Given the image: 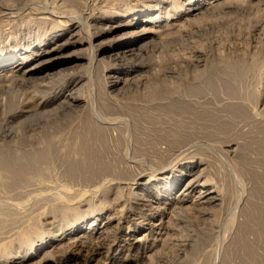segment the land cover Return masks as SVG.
I'll return each instance as SVG.
<instances>
[{"label": "rangeland", "instance_id": "obj_1", "mask_svg": "<svg viewBox=\"0 0 264 264\" xmlns=\"http://www.w3.org/2000/svg\"><path fill=\"white\" fill-rule=\"evenodd\" d=\"M68 1L0 0V59L11 57L14 55L13 53H23L28 47H35L39 43V38L41 39L43 36L52 33H59L70 25H78L77 27L81 31L84 30L82 31L83 33L89 32L88 35H90L95 29L103 26L98 23V25H93L98 17L103 18L102 23L108 21V18L111 19V16L112 21L122 19L124 16L141 12L145 8L152 9L151 7L156 6L157 0H78L79 3L74 2L75 4L71 0ZM184 2V0H175V3L179 6L184 4ZM171 5L172 0L171 2L170 0H162L159 7H155L160 11L157 14L161 17V24L166 23V10L170 9V7L172 9L173 5ZM152 10L154 12L157 9ZM174 13L173 10L169 11L170 19H167L169 24L180 20L186 22V24L184 25L183 22L184 26L180 31L172 29L166 31L163 34V41L160 39L162 34L158 38L152 39L153 41H150L148 45L149 48H146L141 57L135 61H130L125 66H129V69L133 66L138 68L141 82L133 84L135 81L132 80L124 91L118 92L107 86L103 75L109 63L105 61L106 59L98 60L99 62L94 60L89 62L92 53L87 48L82 52L86 56L84 55L85 59L78 63V68H75V64L62 65L59 68L62 70L60 71L61 73L58 74L57 70H55L57 74H48L46 77L40 74L41 76L33 77L36 80L30 79L28 82L20 79H9V82L7 78H0V149H2L0 151L5 152V158L8 161L10 160L9 162H15L14 164H16L17 159L21 157L19 155H23L25 152H33L40 147H50V150H52H49L48 156L50 157L43 164L44 166L41 165L44 177L42 181L37 179L39 174L35 171L34 173L37 174L33 175L31 173L32 175L30 174L26 182L16 185L17 187L14 186V188H8V190L0 186V190L2 189L0 191L1 264L8 263L7 261L4 263L6 258L13 262L11 264H16L15 262L18 261H20V264H61L67 257L66 263L68 264H82L84 257L94 253L96 246L94 243H86L85 250L81 252L78 245L72 243L73 246L71 245L69 252H66L67 254L63 253L62 250H57L60 249V245H56L57 243L54 246L51 243L47 245V242L53 240L54 237L58 239L56 235L62 229L69 228L70 224H72L70 218L65 219L63 213L58 211L61 204L60 200L75 204L80 212L85 211L90 205H103L106 210H111L109 211L110 213L108 212L112 217L110 226L114 227L120 224L119 230L111 229L108 239L106 238L102 242L105 246L103 255H92L94 260L91 264L100 262L106 256L112 259V264H122V257L127 256L132 258L130 264H240L242 255L239 253V242L244 239H246L247 243L255 245L254 247L259 251L257 253L262 254L260 257L261 263L259 264H264V251L261 243L257 240V234L254 235L256 232L249 229L250 233L249 230H247L248 233L244 232L243 238L240 235L242 234L241 228H243L241 226L247 222V214L252 210V206L255 204L261 207L264 206V195L262 196L257 192L258 181H255L251 175L257 174L259 176L264 174V167H262L264 164V156H262L264 152L260 154L261 152L256 143L260 138L264 139L262 137L264 136L262 130L264 127V98L262 102L258 97L264 92V0L228 1L225 4L213 7V10L209 9L202 12L194 18L187 17L184 14L176 16ZM41 18L45 19L44 23H40ZM65 54L72 57L78 54V51L69 46ZM53 56L54 58L50 59L52 61L59 57L57 54ZM97 59L100 58L97 57ZM49 62L46 64H49ZM95 63L98 64L96 68ZM71 66L74 69L70 68ZM51 72H54V70ZM191 72L195 73L192 74ZM153 76L155 78L161 77V79L165 80L166 87L175 90L172 92L173 95L171 94L173 100L190 102L189 104L196 108L195 110L192 107L194 111H209V114L213 117L202 121L190 119L184 114L182 115L183 118H181V114H178L180 116L176 115L175 118L173 116L169 119L157 107L171 103L170 96L164 95L152 100L149 98L152 91H158L160 88L158 84H154L152 87L148 85L149 83H144L149 81L150 78H152L150 79L152 81ZM203 76L205 77L203 78ZM43 77L46 79L44 80ZM79 77H83V80L81 87L75 92L80 97L78 103L73 104L72 107L69 101L70 105L67 103L64 106H60L62 110L56 104L57 102L52 106L43 107L44 102H47L52 97L59 96L61 93L67 94L70 89L69 83ZM39 78L42 79L39 80ZM208 78L214 80L210 81ZM2 80H5V82ZM169 80L170 82H168ZM207 81L210 82L212 87L209 86ZM226 81L231 85L234 84L232 86L236 92L235 94L229 95L225 91L224 84L227 83ZM191 82L199 84L198 86L201 88H198L201 90L199 93L198 90L194 95L192 92L190 94L188 85ZM98 83L100 84L98 85ZM214 83L216 85L213 86ZM185 90L192 96L188 95ZM261 91L263 92L261 93ZM219 99L223 102L219 101ZM194 101L195 103H193ZM240 102L244 106H248L247 108L250 111H253L252 115H248L249 120L247 117L242 118L235 115L229 117L230 113L226 110L227 106ZM108 103L112 105L110 106ZM103 104H107L112 109H104ZM66 109H68V112L65 111ZM53 110L56 111L52 112ZM156 118L157 121L155 120ZM86 119L91 123L93 121L94 124L92 123V125L95 127L98 125L103 131V140L106 143L103 141V144L98 139L95 140V143L98 142L99 151L101 155H104V158L106 157L104 159L105 162H108H106L108 170L105 174L103 173L104 175L88 177L82 172L69 173L67 160L75 159L79 154L74 151L67 152L66 155L57 154L54 149H51L48 141L44 139L45 134L52 133L62 143V145L60 143L57 145H60L59 147H62L63 150L67 144L74 146L79 142L76 134L82 127H85ZM187 122L189 126L187 125L186 127H190V130L189 128L181 129L185 127L183 125L187 124ZM218 124L224 126L223 131H220L222 126L220 125V127ZM192 125L194 126L192 127ZM50 127H60V129L52 131ZM171 130L179 133L185 132L181 133L184 138L183 143L181 142L183 145L180 143L179 145L176 144V146L170 145L162 138V135L164 136L168 131L172 132ZM186 132L188 133L187 135ZM73 138L75 139L73 140ZM225 139L226 141H224ZM52 152L55 155H52ZM10 153L14 156L16 155L17 159ZM196 159H201L202 163L199 169H195L193 173L200 175L202 182L207 181L209 187L214 188L211 191L216 190L215 193L218 194L219 198L216 201L217 205L211 203V207L207 208H210L209 212L207 210L205 214H201L195 204L200 186L195 189L191 188L187 198L182 202L183 207L186 206L185 210H183L185 213L181 216L176 215L178 220L174 218V223L169 229L166 226L167 223H165L167 221L166 211L162 215L161 211H157L153 207L154 205H152L153 208L148 205L149 197H151L152 193L154 195V190H145L142 182L147 179H158V186L163 188L165 181L168 179L173 181L176 178L182 165ZM46 163L50 164L47 165ZM0 170V173L4 172L1 174L4 176L6 174L5 171L1 168ZM33 176L36 177L34 178ZM139 176L143 177L142 181L137 180ZM104 184L111 189L107 198L100 191ZM178 190L179 186L177 187ZM16 193H20V195ZM17 195L20 197H16ZM71 195L72 197H70ZM88 200L91 201L89 202ZM190 206L191 209L189 208ZM181 212L179 209L177 210V214ZM85 218V224L83 223L82 225L86 227L89 224L90 217L86 216ZM35 219L36 221L32 222ZM105 222L107 221L105 220ZM31 223L36 227L31 226ZM134 228H139V230L133 233L131 231ZM25 229H29L28 234L34 230L40 232L43 235H40V239L45 240L44 245L29 252H24L21 249L22 246H20V238L18 237L20 232ZM79 231L80 229H77L75 234L79 233ZM130 234L133 236L128 239ZM142 236L145 238L143 239ZM139 238L141 239L140 241L138 240ZM40 239L34 240L35 245L36 243L38 244ZM119 249H123L124 252L119 254ZM154 249H156V252ZM194 251V257H191V260L187 262ZM147 254H153V257L150 258L151 260L142 258L143 255L147 256Z\"/></svg>", "mask_w": 264, "mask_h": 264}, {"label": "bare ground", "instance_id": "obj_2", "mask_svg": "<svg viewBox=\"0 0 264 264\" xmlns=\"http://www.w3.org/2000/svg\"><path fill=\"white\" fill-rule=\"evenodd\" d=\"M23 1V0H22ZM70 1V0H69ZM68 1V2H69ZM162 0H157L155 5L151 7L152 9L156 10L154 12H152V9H143L141 12H136L134 14H130L127 16H124L122 19H117L115 21H112V16L111 19L108 18V21H105L104 23H102L103 18L102 17H98L96 19V23H94L93 25H98V24H102L103 26L101 28L98 27V29H95V31H93V33H90V35H88L89 32H82L84 30H80L79 27L77 26H73L70 25L68 27H66L65 29L61 30L59 33H52L50 35H46L43 36L41 39H38V44L35 47H28L27 49H25V51L23 53H13L14 55L8 58H3L0 59V78H7L9 81V79H20V80H26L27 82L31 79H34L33 77L43 74L45 77L46 75L48 76V74H55L56 72L59 74L61 73L59 68L62 65H67V64H75V68H78L79 66V62L83 61L85 59L84 55L82 54L83 50L85 48L90 49L91 50V57L89 62H92V60L99 62L100 60H104L108 64V67L105 69L104 71V77L106 79V84L107 86H109V88H112V90H117L119 91H124V89L126 90V87L129 86L130 82L132 80L135 81V83L133 84H139L141 82L140 79V74L138 73V68L136 67H132L131 69H129L130 67L127 66L125 67L127 64L130 63V61H135L136 59L140 58L141 55L143 54V52L146 50V48L148 47V45L150 44V41H153L152 39L154 38H158L161 34L162 37L160 38L162 40L163 38V34L168 31V30H175V31H180L183 26L186 24V22L182 21H176V22H171L170 24L168 23L167 19L169 18V11L173 10L175 13V15H187L190 16L191 18L197 17L199 16V14H201L204 11H207L209 9L213 10V7L215 6H219L221 4H225L228 1H232V0H213V1H208V0H184V4H180L181 6L177 5L175 3V0H172V5L173 8L171 9H167L166 10V23L161 24V17H159V15L157 14V12L159 11L158 8L155 7H159V5L161 4ZM21 2V1H20ZM71 2H78V0H71ZM119 2V1H118ZM171 2V0H170ZM19 3V2H18ZM79 3V2H78ZM77 3V5H78ZM180 3V2H179ZM241 3V1H240ZM245 3V2H244ZM72 4V3H71ZM75 4V3H74ZM24 5V4H23ZM28 5V4H27ZM26 5V6H27ZM171 5V6H172ZM240 5V4H239ZM250 5V4H249ZM80 6V4H79ZM107 6V5H106ZM180 8H179V7ZM44 7V6H43ZM82 7V6H81ZM39 8V7H38ZM74 8V7H73ZM150 8V7H149ZM152 10V11H151ZM81 12V11H80ZM160 12V11H159ZM8 14V13H7ZM105 14V13H104ZM127 14V13H126ZM108 16V15H107ZM3 17V16H2ZM41 17V16H40ZM73 17V16H72ZM79 17V16H78ZM122 17V16H121ZM115 18V17H114ZM94 19V18H93ZM184 19V18H183ZM186 19V17H185ZM200 19V18H199ZM35 20V19H34ZM87 20V19H86ZM174 20V19H173ZM191 20V19H190ZM37 21V20H36ZM101 21V22H100ZM38 22V21H37ZM45 19L41 18L40 19V23H44ZM81 22V21H80ZM100 22V23H99ZM184 22V25H183ZM98 23V24H97ZM28 24V23H27ZM32 24V23H31ZM54 24V23H53ZM61 28V27H60ZM97 28V27H96ZM171 33V32H170ZM176 33V32H175ZM84 34V35H83ZM169 34V32H168ZM167 34V35H168ZM172 34V33H171ZM174 34V33H173ZM177 34V33H176ZM42 35V34H41ZM168 37V36H167ZM182 37V36H180ZM179 37V38H180ZM65 38L69 39L66 40ZM177 39V38H176ZM179 40V39H178ZM37 41V40H36ZM163 41V40H162ZM170 41V40H169ZM176 41V40H175ZM170 43V42H169ZM170 45V44H169ZM69 46L73 47L76 51H78V54H76L75 56H67L65 54V52L67 51V48L69 49ZM87 46V47H85ZM152 46V45H151ZM149 48V47H148ZM74 51V50H73ZM89 52V51H88ZM146 53V52H145ZM59 55V57H57L56 60H50L51 58L53 59L54 56L53 55ZM65 54V55H63ZM68 54V53H67ZM69 55V54H68ZM86 56V55H85ZM101 56V57H100ZM97 57H99L100 59H97ZM99 60V61H98ZM50 61V62H49ZM49 64H46L48 63ZM244 62V61H243ZM139 63V62H137ZM201 63V62H200ZM199 63V64H200ZM96 64V63H95ZM191 64V63H190ZM189 64V65H190ZM243 64V63H242ZM83 65V64H82ZM98 64L95 65V68L97 67ZM122 65V66H121ZM198 65V64H197ZM73 66V65H72ZM72 66L70 68H72ZM185 66V65H184ZM183 66V67H184ZM69 67V66H68ZM92 67V66H91ZM165 67V66H164ZM171 67V65H170ZM190 67V66H189ZM193 67V66H192ZM196 67V66H195ZM198 67V66H197ZM231 68V67H230ZM241 68V67H239ZM69 69V68H67ZM74 69V68H72ZM89 69V67H88ZM168 69V68H167ZM182 69V68H181ZM195 69V68H194ZM238 69V67H237ZM51 72L50 71H53ZM55 70H57L55 72ZM165 70V69H164ZM233 70V69H232ZM241 70V69H240ZM98 71V70H97ZM150 71V70H149ZM168 71V70H167ZM175 71V69H174ZM173 71V72H174ZM187 71V70H186ZM191 71V70H190ZM198 71V70H197ZM224 71V70H223ZM234 71V70H233ZM239 71V70H238ZM245 71V70H244ZM49 72V73H48ZM103 72V71H102ZM146 72V71H145ZM148 72V71H147ZM161 72V71H160ZM172 72V71H171ZM182 72V71H181ZM205 72V70H204ZM56 73V74H57ZM150 73V72H149ZM168 73V72H167ZM192 73V72H191ZM195 73V72H193ZM192 73V74H193ZM240 73V72H239ZM97 74V73H96ZM99 74V73H98ZM142 74V73H141ZM177 74V73H176ZM244 74V72H243ZM196 75V74H195ZM41 76V75H40ZM38 76V77H40ZM149 76V75H148ZM147 76V77H148ZM184 76V74H183ZM234 76V75H231ZM238 76V75H237ZM43 77V79L45 80L46 78ZM49 77H51L49 75ZM89 77V76H88ZM96 77V76H95ZM100 77V76H97ZM103 77V78H104ZM165 77V76H164ZM173 77V76H172ZM199 77V76H198ZM205 76H203L204 78ZM209 77V76H208ZM219 77V76H218ZM48 78V77H47ZM54 78V77H53ZM101 78V77H100ZM144 78V77H143ZM142 78V79H143ZM153 76V80L150 81H145L144 83H149L148 85L152 86L154 84H158L160 85L158 91H152L149 95V98L155 99V98H159L160 96H164V95H168L170 96L171 99V103L165 104V105H159L157 104V109H161V112L163 111L164 114H166L169 119L172 118L178 114H181V118L182 115H186L188 116V118L190 119H196V120H209V118L211 117V115L209 114V111H194L192 109V107L189 103H186L184 101H177L176 99H172L171 98V94L172 92H174L175 90L173 89H169L168 87L165 86V80L161 79V77L155 78ZM201 78V77H200ZM226 78V76H225ZM235 78V77H234ZM232 78V79H234ZM42 78H39V80ZM97 79V78H96ZM95 79V81H96ZM167 79V77H166ZM206 79V78H205ZM209 79V78H208ZM230 79V80H232ZM36 80V79H34ZM38 80V79H37ZM83 80V77H79L76 78L75 80H72L69 83V90L67 92V94L61 93V95L59 96H54L51 99H49L47 102H44L45 104L43 105L44 108L52 106L53 104H55V102H57L56 104H58V106H64L65 104H67L69 101L72 104L78 103L80 100V97H78L76 95V91L81 87V82ZM201 80V79H200ZM210 80V79H209ZM214 79L211 78L210 81H212ZM223 80V79H222ZM5 82V80H2ZM67 81V80H66ZM133 81V82H134ZM167 81V80H166ZM205 81V80H204ZM237 81V80H236ZM10 82V81H9ZM18 82V81H17ZM22 82V81H21ZM24 82V81H23ZM26 82V83H27ZM37 82V81H36ZM35 82V83H36ZM42 82V81H41ZM48 82V81H47ZM68 82V81H67ZM88 82V81H87ZM97 82V81H96ZM95 82V83H96ZM170 82V80L168 81ZM167 82V83H168ZM195 82V80H194ZM209 83V86L212 87V85L210 84L209 81H207ZM215 82V81H214ZM223 82V81H222ZM225 82V81H224ZM227 82V81H226ZM34 83V82H33ZM39 83V82H38ZM198 83V82H197ZM207 83V84H208ZM213 83V82H211ZM238 83V82H237ZM29 84V83H28ZM100 83H98L99 85ZM201 84V83H200ZM222 84V83H221ZM220 84V85H221ZM239 84V83H238ZM67 85V84H66ZM97 85V83H96ZM147 85V86H148ZM199 85V84H198ZM197 84H194L191 82V84L188 85L189 88V92L191 94V92L193 93V95L199 90L201 89ZM216 85L215 83L213 84V86ZM234 86V84H232ZM230 83H225L224 84V88L225 91L230 95V94H235L236 92L234 91V88ZM187 86V85H186ZM185 86V87H186ZM208 86V85H207ZM223 86V85H222ZM153 87V86H152ZM156 87V86H155ZM154 87V88H155ZM27 88V87H26ZM86 88V87H85ZM92 89V87H90ZM128 88V87H127ZM144 88V87H143ZM199 88V89H198ZM215 88V87H214ZM241 88V87H240ZM99 89V88H98ZM208 89V87H207ZM236 89V88H235ZM245 89V88H244ZM67 90V89H66ZM211 90V89H210ZM214 90V89H212ZM100 91V90H99ZM111 91V90H110ZM187 91V90H185ZM187 91V94H188ZM201 90L198 91V93ZM224 91V92H225ZM112 92V91H111ZM129 92V91H128ZM251 92V91H250ZM263 91H261L262 93ZM181 93V92H180ZM183 93V91H182ZM186 93V92H185ZM197 93V94H198ZM202 93V92H201ZM4 94V93H3ZM58 94V93H56ZM178 94V93H177ZM188 94V95H190ZM54 95V94H52ZM173 95V94H172ZM180 95V94H179ZM238 95V94H237ZM246 95V94H245ZM183 96V95H182ZM192 96V95H190ZM198 96V95H197ZM201 96V95H200ZM207 96V95H206ZM225 96V95H224ZM236 96V95H235ZM239 96V95H238ZM250 96V95H249ZM257 96V95H256ZM51 97V96H50ZM166 97V96H165ZM218 97V96H217ZM237 97V96H236ZM246 97V96H245ZM254 97V96H253ZM260 98V100L263 102V98H264V92L263 94H260L258 96ZM122 98V97H121ZM191 98V97H188ZM234 98V97H233ZM252 98V97H251ZM256 98V97H255ZM258 98V99H259ZM48 99V98H47ZM166 99V98H165ZM169 99V98H168ZM185 99V98H184ZM198 99V98H197ZM235 99V98H234ZM233 99V100H234ZM247 99V98H245ZM253 99V98H252ZM257 99V98H256ZM113 100V99H112ZM221 99H219L220 101ZM242 100V99H241ZM254 100V99H253ZM156 101V100H155ZM154 101V102H155ZM222 101V100H221ZM243 101V100H242ZM188 102V101H187ZM197 102V101H196ZM200 102V101H199ZM223 102V101H222ZM259 102V100H258ZM103 103V102H102ZM113 103V102H112ZM195 103V101L193 102ZM192 103V104H193ZM204 103V101H203ZM14 104V103H13ZM69 104V103H68ZM197 104V103H196ZM200 104V103H199ZM198 104V105H199ZM206 104V103H205ZM260 104V103H259ZM15 105V104H14ZM70 105V104H69ZM100 105V104H99ZM108 105H110L108 103ZM107 104H103L104 109H110L111 105L108 106ZM202 105V103H201ZM264 105V103H263ZM151 106V105H150ZM55 107V106H54ZM71 107V108H72ZM124 107V106H123ZM156 107V106H155ZM248 107V106H247ZM246 106H244L241 102L238 104H230L229 106H227L226 110L228 111L229 117L232 115L235 116H239V117H249L248 115H250L253 111H250ZM61 108V107H60ZM60 108H58L60 110ZM69 109V107H67ZM77 108V107H76ZM75 108V109H76ZM114 108V107H113ZM126 108V107H125ZM152 108V107H151ZM250 108V106H249ZM54 109V108H53ZM66 109L65 111L68 112ZM112 109V108H111ZM117 109V108H116ZM129 109V108H128ZM194 109L196 110V108L194 107ZM199 109V108H198ZM202 109V107H201ZM199 109V110H201ZM205 110V108H203ZM221 109V108H220ZM62 110V108H61ZM74 110V109H73ZM72 110V111H73ZM97 110V109H96ZM225 110V109H224ZM225 110V111H226ZM252 110V109H251ZM51 111V110H50ZM56 111V110H55ZM54 110L52 112H55ZM64 111V113H65ZM221 111V110H220ZM224 111V112H225ZM49 112V111H48ZM51 112V114H52ZM59 112V111H58ZM81 112V111H80ZM50 113V112H49ZM77 113V112H75ZM90 113V112H89ZM217 113V112H216ZM38 114V113H37ZM42 114V113H41ZM56 114V113H55ZM211 114H213L211 112ZM70 115V114H69ZM107 115V113H106ZM130 115V114H129ZM148 115V114H147ZM216 115V114H215ZM252 115V114H251ZM45 116V114H44ZM49 116V115H48ZM110 116V115H109ZM164 116V115H163ZM180 116V115H178ZM223 116V115H221ZM228 116V115H227ZM99 117V116H98ZM145 117V116H144ZM213 117V116H212ZM211 117V118H212ZM18 118V117H17ZM26 118V116H25ZM24 118V119H25ZM45 118V117H44ZM177 118V117H176ZM210 118V119H211ZM234 118V117H233ZM16 119V118H15ZM132 119V118H131ZM185 119V118H184ZM183 119V120H184ZM226 119V118H225ZM251 119V118H250ZM58 120V119H57ZM63 120V119H62ZM147 120V119H146ZM157 121V118L155 119ZM161 120V119H160ZM233 120V119H232ZM246 120V119H245ZM249 120V118H248ZM24 121V120H23ZM59 121V120H58ZM92 121V120H91ZM191 121V120H190ZM201 121V122H202ZM215 121V120H214ZM47 122V121H46ZM56 122V121H55ZM143 122V121H142ZM189 122V121H188ZM184 124L183 128L181 129H187L190 127H186L188 125ZM200 122V123H201ZM209 122V121H206ZM255 122V121H254ZM93 123V121H92ZM92 123L90 121H87V119L85 120V127H82L81 130H79L76 134V137L78 139V143L75 144L74 146L72 145H68L66 146L65 143V149L63 150V148L59 147L57 144L60 143L57 139L58 137H56L55 135H53L52 133H47L44 136V139L48 141V143L51 145V149H54L55 152H57V154H61V155H66L67 152H77V154H79L78 157H74L75 159H70L67 160V170L69 173L74 174V173H78V172H82L85 173L86 175H88V177H93L95 175H100V174H105V172H107L108 170V165L105 162V158L104 155L102 156L100 151H99V144L97 145V143H95V140L98 139V141L100 140V142L103 143V139H104V135H103V131L98 127V125H96L97 127H95L94 125H92ZM135 123V122H134ZM185 123V122H184ZM214 123V122H213ZM264 123V122H263ZM72 124V123H71ZM94 124V123H93ZM192 124V121H191ZM207 124V123H206ZM143 125V124H142ZM181 125V124H180ZM196 125V124H195ZM202 125V124H201ZM200 125V126H201ZM219 125V124H218ZM221 125V124H220ZM219 125V126H220ZM224 125V124H223ZM145 126V125H144ZM182 126V125H181ZM189 126V125H188ZM194 125H192L193 127ZM199 126V125H198ZM222 126V125H221ZM220 126V127H221ZM227 126V125H226ZM224 126H222L220 131H223ZM9 128V127H8ZM15 128V127H14ZM52 129V131H56L58 129H60V127H50ZM65 128V127H64ZM106 128V126H105ZM158 128V127H157ZM156 128V129H157ZM206 128V127H205ZM7 129V128H6ZM27 129V128H26ZM39 129V128H38ZM110 129V128H109ZM159 129V128H158ZM163 129V128H161ZM167 129V128H166ZM231 129V128H230ZM260 129V128H259ZM77 130V129H76ZM133 130V129H132ZM164 130V129H163ZM180 130V129H179ZM225 130V129H224ZM228 130V129H227ZM253 130V129H252ZM263 132H264V127L262 128ZM151 131V130H150ZM172 131V130H171ZM188 131V130H187ZM6 132V131H5ZM19 132V131H18ZM38 132V131H37ZM134 132V131H133ZM215 132V131H214ZM252 132V131H251ZM56 133V132H55ZM181 133H185V132H181ZM181 133L177 132H167L165 133V135H162V138L165 139V141L167 143H170V145H174L176 146V144L179 145L182 144L183 142V137L181 136ZM205 133V132H204ZM209 133V132H208ZM257 133V132H256ZM262 133V131H261ZM122 134V133H121ZM136 134V133H135ZM188 133L186 132V135ZM211 134V133H210ZM220 134V133H219ZM191 135V134H190ZM222 135V134H221ZM184 136V135H183ZM213 136V135H212ZM16 137V136H15ZM74 137V136H73ZM150 137V135H149ZM264 137V136H262ZM160 138V137H159ZM62 139V138H61ZM75 138H73L74 140ZM152 139V138H151ZM192 139V138H191ZM218 139V138H217ZM70 140V139H69ZM72 140V141H73ZM107 140V139H106ZM114 140V139H113ZM128 140V139H127ZM155 140V139H154ZM215 140V139H214ZM253 140V139H252ZM77 141V140H75ZM226 141V139L224 140ZM99 142V143H100ZM105 142V141H104ZM136 142V141H135ZM182 142V143H181ZM233 142V141H232ZM249 142V141H248ZM42 143V142H41ZM47 143V142H45ZM72 143V142H69ZM76 143V142H75ZM106 143V142H105ZM121 143V142H120ZM145 143V142H144ZM254 143V142H253ZM257 143L258 149L260 154H262V152H264V139H259ZM62 145V143H60ZM73 144V143H72ZM101 144V143H100ZM104 144V143H103ZM156 144V143H155ZM161 144V143H160ZM227 144V143H225ZM250 144V143H249ZM248 144V145H249ZM135 145V144H134ZM142 145V144H141ZM183 145V144H182ZM195 145V144H194ZM44 146V145H42ZM64 146V145H63ZM103 146V145H102ZM107 146V145H106ZM172 146V147H174ZM246 146V145H245ZM9 148V146H7ZM104 147V146H103ZM144 147V146H143ZM171 147V148H172ZM189 147V146H188ZM13 149V148H12ZM11 149V150H12ZM181 149V148H180ZM185 149V148H184ZM243 149V148H242ZM253 149V148H252ZM2 150V149H0ZM50 150V147L46 148V147H40L39 149L36 148L35 151L31 152H25L23 155H19L21 156L20 158H16L13 155L17 161L16 164L9 162L4 155V153L2 151H0V168L3 169V171H5V175L2 176L0 173V186L4 189H8V188H14L17 187L16 185L19 184H23L26 182V179H28V177L30 176V174L32 173L34 174H39L38 176V180L42 181L43 180V171L41 169V165H43L48 157V152ZM118 150V149H117ZM121 150V149H120ZM148 150V149H147ZM154 150V149H153ZM186 150V149H185ZM256 150V149H255ZM20 151V150H19ZM27 151V150H26ZM52 151V150H50ZM165 151V150H164ZM183 151V150H182ZM201 151V150H200ZM238 151V150H237ZM9 152V151H8ZM16 152V150H15ZM103 152V151H102ZM119 152V151H118ZM121 152V151H120ZM155 152V151H154ZM181 152V151H180ZM23 153V152H22ZM166 153V152H164ZM171 153V152H170ZM244 153V152H243ZM252 153V152H251ZM256 153V152H255ZM9 154V153H8ZM52 155L54 154L53 152L51 153ZM56 154V155H57ZM247 155V153H245ZM257 154V153H256ZM259 154V155H260ZM55 155V154H54ZM69 155V154H68ZM237 155V154H236ZM10 156V155H9ZM177 156V155H176ZM264 156V154L262 155ZM8 157V156H7ZM62 157V156H60ZM66 158V156H64ZM71 157V156H70ZM103 157V158H102ZM174 157V156H173ZM110 158V157H109ZM153 158V157H152ZM160 158V157H159ZM62 159V158H61ZM67 159V158H66ZM167 159V158H166ZM13 160V159H11ZM50 160V159H49ZM64 160V159H63ZM123 160V159H122ZM240 160V157H239ZM258 160V159H257ZM66 161V160H65ZM139 161V160H138ZM215 161V160H214ZM252 161V160H251ZM117 162V161H116ZM254 162V161H253ZM51 163V162H50ZM50 163H46L47 165H49ZM108 163V162H107ZM118 163V162H117ZM154 163V162H153ZM186 163V162H185ZM202 163L201 159H196V160H191L189 162H187L185 165H182L179 168V172L176 176V178L172 181V180H167L165 181V183L163 184V188L159 187V182L158 179L157 180H150L147 179L146 181L142 182V184L144 185V189L145 190H154V195H150L151 197L149 200V206L152 207V205H154L153 207L155 209H157V211H161L162 215L163 212L166 211V218L167 221L165 223L166 226L171 227L173 225V221L175 220L174 218H176V215L181 216L183 213H185V207H183L182 202L185 201V199L187 198L188 194L190 193V189L193 188L195 189L197 186H200L198 194H197V200L195 202L196 206L198 207L197 210L201 213V214H205V212L209 209H207L209 206L211 207V203H215L216 201L219 199L218 198V194L215 193L216 190H213L211 187H209V184L207 181H201L200 175H195L193 173V171L195 169H199L200 164ZM211 163V162H210ZM263 164V163H262ZM125 165V164H124ZM157 165V164H156ZM246 165V164H245ZM44 166V165H43ZM118 166V165H117ZM148 166V165H147ZM155 166V165H154ZM205 166V165H204ZM46 167V166H45ZM49 167V166H48ZM111 167V165H110ZM125 167V166H124ZM264 167V164L263 166ZM203 168V167H202ZM49 169V168H48ZM60 169V168H59ZM111 169V168H110ZM115 169V168H114ZM139 169V168H138ZM150 169V168H149ZM66 170V171H67ZM147 170V169H146ZM152 170V169H151ZM1 171V170H0ZM35 171H37V173H34ZM46 171V170H45ZM116 171V170H114ZM48 172V171H47ZM113 172V170H112ZM249 172V171H248ZM109 173V172H108ZM117 173V172H116ZM133 173V172H132ZM200 173V172H199ZM253 173V172H251ZM262 173V172H261ZM31 174V175H32ZM103 174V175H104ZM124 174V173H123ZM122 174V175H123ZM127 174V173H126ZM69 175V174H68ZM129 175V174H128ZM151 175V174H150ZM208 175V174H207ZM245 175V174H244ZM249 175V174H248ZM252 177H254L255 181H258V187L257 192H259L262 196L264 195V174L263 175H253L251 174ZM117 176V175H116ZM130 176V175H129ZM235 176V175H234ZM250 176V175H249ZM34 178L36 176H33ZM60 177V176H59ZM133 177V176H132ZM174 177V176H173ZM207 177V176H206ZM237 177V176H236ZM68 178V177H67ZM72 179V178H71ZM75 179V178H74ZM86 179V178H85ZM92 179V178H91ZM125 179V178H124ZM34 180V179H33ZM113 180V179H112ZM138 181H142L143 177L139 176L137 178ZM237 180V179H236ZM76 182V181H75ZM202 182V183H201ZM84 183V182H83ZM82 183V184H83ZM238 183V181H237ZM257 183V182H256ZM106 184V183H105ZM104 186L101 187L100 191L102 192L103 196H109L110 195V187L109 186ZM140 184V183H139ZM179 186V190L177 191V187ZM84 187V186H83ZM87 187V186H86ZM123 187V186H122ZM26 189V188H25ZM9 190V189H8ZM24 190V189H23ZM2 191V189L0 190ZM87 191V190H86ZM6 193V192H5ZM29 193H31L29 191ZM258 193V195H259ZM8 194V192H7ZM11 194V193H10ZM19 194L20 193H16ZM138 194V193H136ZM19 195H17L16 197H18ZM23 195V194H22ZM76 195V194H75ZM135 195V194H134ZM228 196V195H227ZM260 196V195H259ZM258 196V197H259ZM14 197V196H13ZM20 197V196H19ZM25 197V196H24ZM69 198V196H67ZM72 197V195L70 196ZM102 197V196H101ZM67 198V199H68ZM105 198V197H104ZM148 198V199H149ZM263 198V197H262ZM71 199V198H70ZM87 200V199H86ZM118 200V199H117ZM125 200V199H124ZM195 200V199H194ZM260 200V199H259ZM13 201V200H12ZM18 201V200H17ZM89 201V200H88ZM91 201V200H90ZM89 201V202H90ZM104 201V200H103ZM35 202V201H34ZM37 202V201H36ZM44 202V201H42ZM61 204L60 207L58 209L59 212L63 213V217L66 218H70L72 221V224H70L69 228H64L62 229L58 235H56L58 237V239H54L47 242V245L51 243V245L54 246V244L56 245H60V249L62 250L63 253H68L69 252V248L71 247L72 243H76L78 245V247L80 248V252L85 250V245L86 243H94L96 244L95 246V251H93L94 255L95 254H99V255H103L104 252V244L102 243L106 238L108 239V235L109 232H111V229H114L116 231L119 230L120 228V224L115 225L114 227L110 226V221L112 219V217L108 214L109 211L111 210H106L105 206L103 205H98V206H88V208L85 211H79L76 208V205L73 203H69L67 201L64 200H60ZM192 202V201H191ZM88 203V202H87ZM104 203V202H101ZM106 203V202H105ZM114 203V202H113ZM194 203V202H193ZM13 204V203H12ZM29 204V203H28ZM90 204V203H89ZM96 204V203H94ZM111 204V203H110ZM115 204V203H114ZM264 204V203H263ZM23 205V204H21ZM58 205V204H57ZM105 205V204H104ZM109 205V204H108ZM194 205V204H193ZM20 206V205H19ZM35 206V205H34ZM56 206V205H55ZM107 206V204H106ZM110 206V205H109ZM192 206V205H191ZM191 206L189 207L191 209ZM195 206V205H194ZM57 207V206H56ZM78 207V206H77ZM105 207V208H104ZM152 207V208H153ZM188 207V206H187ZM253 208H251L252 210L247 214V222L241 226L243 228H241V233L243 234L244 232H247V230L251 229L253 231H255L257 234V240L259 243H261L262 245V249L264 251V206H258V205H253ZM1 208V207H0ZM80 209V208H79ZM108 209V208H107ZM145 209V208H144ZM182 211L180 214H177V210ZM248 209V208H247ZM246 209V210H247ZM2 210V209H1ZM39 210V209H38ZM50 210V209H49ZM186 210L188 211V209L186 208ZM213 210V208H212ZM36 211V210H35ZM51 211V210H50ZM55 211V208H54ZM119 211H121V209H119ZM130 211V210H129ZM216 211V210H215ZM3 212V210H2ZM115 212V211H114ZM207 212V213H208ZM52 213V211H51ZM61 213V214H62ZM110 213V212H109ZM116 213V212H115ZM206 213V214H207ZM4 214V213H3ZM60 214V213H59ZM194 214V213H193ZM9 215V214H7ZM16 215V213H15ZM27 216V215H26ZM90 217L89 219V224L85 227V225L83 226L82 224L84 223V219H86L85 217ZM121 216V213H120ZM6 217V215H5ZM14 217V215H13ZM196 217V216H194ZM27 218V217H26ZM137 218V217H136ZM64 219V220H65ZM69 219V220H70ZM134 219V218H133ZM177 219V218H176ZM199 219V218H198ZM105 220L107 222H105ZM178 220V219H177ZM208 220V219H207ZM244 220V219H243ZM35 222V220H32V222ZM101 221V222H99ZM232 221V220H231ZM245 221V220H244ZM6 222V221H5ZM16 222V221H15ZM67 222V221H66ZM105 222V223H104ZM192 222V221H191ZM17 223V222H16ZM164 223V224H165ZM193 223V222H192ZM195 223V222H194ZM2 224V223H1ZM32 224V223H31ZM37 224V223H36ZM85 224V223H84ZM3 226V225H2ZM7 226V225H6ZM31 226H35L34 224H32ZM163 226V225H161ZM202 226V225H201ZM15 227V226H14ZM36 227V226H35ZM240 227V226H239ZM26 228V227H25ZM40 228V227H39ZM77 229H80L79 233L75 234V231ZM167 229V228H166ZM170 229V228H169ZM183 229V228H182ZM139 230V228H134L132 229L131 232L135 233ZM29 229H25L23 231L20 232L19 237L20 238V243L22 246L21 249L24 250V252H29L34 248H40L42 245H44L45 240L40 239V232H38L37 230H34L33 232H30V234H28ZM31 231V230H30ZM237 231V230H236ZM203 232V231H202ZM4 233V232H3ZM159 233V232H158ZM164 233V232H163ZM250 233V230H249ZM162 234V233H161ZM169 234V233H168ZM241 235V238H243L242 236H244V234ZM246 234V233H245ZM239 235V234H238ZM249 235V234H248ZM43 236V235H42ZM131 236H133L132 234H130V237L128 239L131 238ZM201 237V236H200ZM237 237V236H236ZM240 237V236H239ZM143 238V236H142ZM145 238V237H144ZM143 238V239H144ZM156 238V237H155ZM171 238V237H170ZM175 238V237H174ZM255 238V237H254ZM17 239V238H16ZM35 239H40V241L38 242V244L34 243ZM148 239V238H147ZM249 239V238H248ZM252 239V238H251ZM139 241L141 240L140 238L138 239ZM137 240V241H138ZM153 240V239H152ZM165 239H163L164 241ZM174 240V239H173ZM183 240V239H182ZM181 240V241H182ZM207 240V239H206ZM244 240H241L239 242V247H240V254L242 255V260L240 264H259L261 263L260 261V253L258 254L257 252H259L257 250L256 247H254L255 245L250 244L249 242L247 243ZM253 240V239H252ZM256 240V239H255ZM60 241V242H59ZM109 241V240H108ZM157 241H159V239H157ZM239 241V240H238ZM111 242V241H109ZM125 242V241H124ZM136 242V241H133ZM152 242V241H151ZM162 242V241H161ZM166 242V240H165ZM162 242V243H165ZM108 243V242H107ZM114 243V242H113ZM160 243V242H159ZM157 243V244H159ZM179 243V242H178ZM192 243V242H191ZM75 244V245H76ZM110 244V243H109ZM257 244V243H256ZM6 245V244H5ZM8 245V244H7ZM131 245V244H130ZM163 245V244H162ZM183 245V244H182ZM181 245V246H182ZM73 246V245H72ZM147 246V245H146ZM238 246V245H237ZM8 247V246H7ZM17 247V246H16ZM44 247V246H43ZM89 247V246H88ZM123 247V246H122ZM152 247V245H151ZM150 247V248H151ZM161 247V246H160ZM159 247V248H160ZM131 248V247H130ZM178 248V247H177ZM56 249V247H55ZM176 249V248H175ZM201 249V248H200ZM239 249V248H238ZM10 250V249H9ZM39 250V249H38ZM79 250V249H78ZM90 250V249H89ZM148 250V248H147ZM151 250L153 251V249L151 248ZM156 252V249H154ZM173 250V249H172ZM11 251V250H10ZM52 251V250H51ZM128 251V250H127ZM198 251V250H197ZM196 251V252H197ZM238 251V250H237ZM262 251V250H261ZM50 252V251H49ZM124 250L123 249H119V254L123 253ZM191 252V251H190ZM200 252V251H199ZM202 252V251H201ZM1 253V252H0ZM9 253V252H7ZM21 253V252H20ZM66 253V254H67ZM90 253V252H89ZM145 253V252H144ZM149 253V250H148ZM153 253V252H152ZM176 253V252H174ZM10 254V253H9ZM27 254V253H26ZM60 254V253H59ZM91 254V253H90ZM93 254L88 255L87 257H84L82 264H91V262L94 260L93 259ZM128 254V253H127ZM195 251L193 252V254L189 257L188 261L189 262L191 260V257H194ZM2 255V254H1ZM30 255V254H29ZM129 255V254H128ZM139 255V254H138ZM238 255V254H237ZM240 255V256H241ZM4 256V255H3ZM25 256V255H24ZM23 256V257H24ZM142 256V255H141ZM9 257V255H8ZM18 257V256H17ZM153 257V254H147L143 255L142 258H148L149 260H151L150 258ZM264 257V256H263ZM1 258V257H0ZM3 258V257H2ZM12 258V257H11ZM43 258H45L43 256ZM119 258V257H118ZM122 264H130L132 262V258L127 257H122ZM16 259V258H15ZM25 259V258H22ZM42 259V258H41ZM61 259V258H60ZM68 259V257H67ZM67 259L63 260L61 264H68L66 263ZM4 260V259H3ZM112 259L109 258V256L104 259H102L100 262L98 263H94V264H112L113 262L111 261ZM147 260V259H146ZM180 260V259H179ZM195 260V259H194ZM226 260V259H225ZM240 260V259H239ZM7 261V264H11L13 262H10V260L8 258H6L4 260ZM224 262V261H223ZM16 264H20V261L15 262ZM22 263V262H21ZM228 263V262H227ZM1 264V263H0Z\"/></svg>", "mask_w": 264, "mask_h": 264}]
</instances>
